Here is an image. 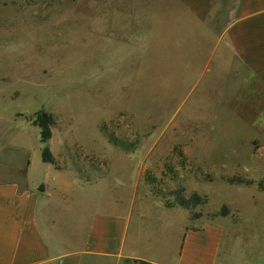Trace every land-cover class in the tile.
<instances>
[{"label":"rangeland","instance_id":"obj_1","mask_svg":"<svg viewBox=\"0 0 264 264\" xmlns=\"http://www.w3.org/2000/svg\"><path fill=\"white\" fill-rule=\"evenodd\" d=\"M130 1L0 0V176L25 163L23 139L34 176L48 148L96 210L166 213L178 243L181 230H217V264H264V90L195 74L189 44L152 43ZM178 195L205 204L184 209Z\"/></svg>","mask_w":264,"mask_h":264},{"label":"crops","instance_id":"obj_2","mask_svg":"<svg viewBox=\"0 0 264 264\" xmlns=\"http://www.w3.org/2000/svg\"><path fill=\"white\" fill-rule=\"evenodd\" d=\"M132 3L136 20L144 22L137 25L150 28L152 43L181 44L182 54L189 44L193 59L201 61L196 73L197 61L183 63L191 73L216 68L232 84L241 77L250 89L264 90V0ZM17 147L25 163L11 177L0 176V264H217V230H181L178 243L166 213L141 208L133 214L120 205L114 213L96 210L92 187L44 163L42 155L43 177L34 176L31 148L23 139Z\"/></svg>","mask_w":264,"mask_h":264},{"label":"trees","instance_id":"obj_3","mask_svg":"<svg viewBox=\"0 0 264 264\" xmlns=\"http://www.w3.org/2000/svg\"><path fill=\"white\" fill-rule=\"evenodd\" d=\"M37 122L39 124V127L41 128L42 142L45 143L51 138V130H50L51 121H50L48 115L46 113L42 112V113H39L37 115ZM42 159H43L44 163H49V164L53 163V157H52L48 148H44V150L42 152ZM226 181L228 183L234 184V185H243V186H252L253 185V182L246 181L244 179L237 178V177L229 178ZM176 201H177L178 206H180L184 209H188V210L192 209L193 207L205 204V200L201 199L198 195H194L190 199H186V198L182 197L181 195H178ZM223 216H225V215H223ZM136 264H146V263L137 262Z\"/></svg>","mask_w":264,"mask_h":264}]
</instances>
